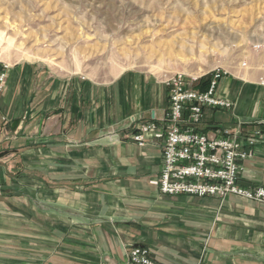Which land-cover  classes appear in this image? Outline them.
Returning a JSON list of instances; mask_svg holds the SVG:
<instances>
[{
  "label": "crops",
  "instance_id": "1",
  "mask_svg": "<svg viewBox=\"0 0 264 264\" xmlns=\"http://www.w3.org/2000/svg\"><path fill=\"white\" fill-rule=\"evenodd\" d=\"M38 69L25 62L12 68L0 65L9 93L25 87L27 97L33 71L42 83L51 77L35 92L41 103L34 113L26 99L32 120L22 113L2 114L9 98L16 101L8 95L5 105L0 99V122L16 139L50 156V166L48 158L36 163L42 171L50 167L39 180L52 181L51 198L42 203L54 210L37 217L57 230L48 238L51 245L63 241V251L50 264H126L128 249L135 245L148 247L162 264H264V202L234 195L163 194L155 183L161 173V146L127 141L140 123L160 122L165 115L169 88L159 76L128 69L97 82ZM258 80L225 74L219 91L236 108H206L199 125L208 132L219 126L263 132L253 156L241 161L238 183L246 187L264 186V86Z\"/></svg>",
  "mask_w": 264,
  "mask_h": 264
},
{
  "label": "rangeland",
  "instance_id": "2",
  "mask_svg": "<svg viewBox=\"0 0 264 264\" xmlns=\"http://www.w3.org/2000/svg\"><path fill=\"white\" fill-rule=\"evenodd\" d=\"M24 62L52 76L97 82L128 69L161 79L182 72L188 79L198 77L193 83L199 88L201 79L218 70L259 79L264 75V0H0V65ZM33 72L26 88L34 113L41 103L35 92L51 77L42 83ZM7 88L6 75L0 99L4 105L8 95L16 101L9 98L2 114L22 113L32 120L25 87L13 93ZM2 128L0 122V264H42L46 259L50 264L63 251V241L51 245L48 238L57 230L37 217L54 210L42 203L51 198L52 181L39 180L50 167L36 168L42 158L50 166V156Z\"/></svg>",
  "mask_w": 264,
  "mask_h": 264
},
{
  "label": "built area",
  "instance_id": "3",
  "mask_svg": "<svg viewBox=\"0 0 264 264\" xmlns=\"http://www.w3.org/2000/svg\"><path fill=\"white\" fill-rule=\"evenodd\" d=\"M227 72H213L208 87L200 89L182 72L163 77L169 88V106L159 122H142L128 137L140 146L150 142L161 146V173L155 181L163 194L215 196L230 195L264 202V186L238 183L241 161L251 158L262 138L261 131L245 133L240 128L219 126L203 131L206 108L234 111L236 102L220 94V82ZM6 74L0 76L5 83ZM258 83L264 86V75ZM126 264H162L145 246H131Z\"/></svg>",
  "mask_w": 264,
  "mask_h": 264
},
{
  "label": "trees",
  "instance_id": "4",
  "mask_svg": "<svg viewBox=\"0 0 264 264\" xmlns=\"http://www.w3.org/2000/svg\"><path fill=\"white\" fill-rule=\"evenodd\" d=\"M200 79H201V78H200ZM202 80H203V79L200 80V85H201V84L203 85V83H204V84L207 83V81H209L210 78H209L208 80H204L203 82H202ZM200 87H201V86H200ZM201 88H202V87H201Z\"/></svg>",
  "mask_w": 264,
  "mask_h": 264
}]
</instances>
